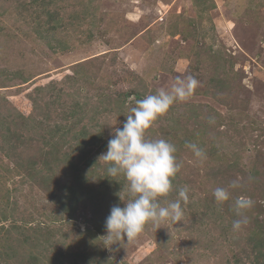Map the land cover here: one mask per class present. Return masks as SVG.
I'll return each instance as SVG.
<instances>
[{
	"label": "rangeland",
	"instance_id": "1",
	"mask_svg": "<svg viewBox=\"0 0 264 264\" xmlns=\"http://www.w3.org/2000/svg\"><path fill=\"white\" fill-rule=\"evenodd\" d=\"M187 76L194 94L147 132L177 149L161 203L187 186L183 221L109 251L127 182L98 157L137 100ZM240 196L254 204L237 231ZM252 235L264 241V0H0V264H257Z\"/></svg>",
	"mask_w": 264,
	"mask_h": 264
},
{
	"label": "clouds",
	"instance_id": "2",
	"mask_svg": "<svg viewBox=\"0 0 264 264\" xmlns=\"http://www.w3.org/2000/svg\"><path fill=\"white\" fill-rule=\"evenodd\" d=\"M198 86L192 77H176L170 90L159 88L155 94H149L137 100L130 113L125 116L122 127H112L111 138L107 143L106 152L98 157L103 161L107 175L123 176L127 184L126 199L119 195L120 203L113 205L105 220L106 234L103 237L105 249L114 251V245L122 247L124 243L135 241L151 225L159 228L162 223L178 224L183 221L184 209L189 201L187 186L178 190V199L165 200L173 191V180L181 171L182 163L177 161V149L165 139H150L147 132L156 121L167 114L176 103L187 101ZM194 156L205 158V153L195 143H186ZM242 185L239 179L232 181L229 188L236 189ZM229 188L217 187L213 195L218 204L231 198ZM254 201L247 196L235 200V210L240 219L232 222L233 230H240L248 223L245 212L252 208Z\"/></svg>",
	"mask_w": 264,
	"mask_h": 264
},
{
	"label": "trees",
	"instance_id": "3",
	"mask_svg": "<svg viewBox=\"0 0 264 264\" xmlns=\"http://www.w3.org/2000/svg\"><path fill=\"white\" fill-rule=\"evenodd\" d=\"M251 239H252V241H251L252 248L257 250V252H258L256 256L254 255V258L252 261L253 262L256 261V263L259 264L258 260H259V258H261L262 263H260V264H264V241H263V239H260L254 235L251 236Z\"/></svg>",
	"mask_w": 264,
	"mask_h": 264
}]
</instances>
